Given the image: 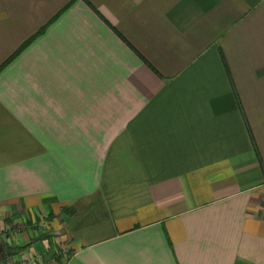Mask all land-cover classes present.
<instances>
[{
	"label": "crops",
	"instance_id": "obj_1",
	"mask_svg": "<svg viewBox=\"0 0 264 264\" xmlns=\"http://www.w3.org/2000/svg\"><path fill=\"white\" fill-rule=\"evenodd\" d=\"M0 243L264 264V0H0Z\"/></svg>",
	"mask_w": 264,
	"mask_h": 264
},
{
	"label": "built area",
	"instance_id": "obj_2",
	"mask_svg": "<svg viewBox=\"0 0 264 264\" xmlns=\"http://www.w3.org/2000/svg\"><path fill=\"white\" fill-rule=\"evenodd\" d=\"M0 264H47V262L42 257V255L37 254L32 257L28 256L27 258L11 257V258L2 259L0 260Z\"/></svg>",
	"mask_w": 264,
	"mask_h": 264
},
{
	"label": "water",
	"instance_id": "obj_3",
	"mask_svg": "<svg viewBox=\"0 0 264 264\" xmlns=\"http://www.w3.org/2000/svg\"><path fill=\"white\" fill-rule=\"evenodd\" d=\"M5 258V251H4V246L2 243H0V259Z\"/></svg>",
	"mask_w": 264,
	"mask_h": 264
}]
</instances>
